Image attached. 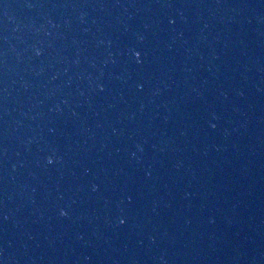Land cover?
<instances>
[{
  "label": "water",
  "instance_id": "95a60500",
  "mask_svg": "<svg viewBox=\"0 0 264 264\" xmlns=\"http://www.w3.org/2000/svg\"><path fill=\"white\" fill-rule=\"evenodd\" d=\"M0 264H264V0H0Z\"/></svg>",
  "mask_w": 264,
  "mask_h": 264
},
{
  "label": "clouds",
  "instance_id": "9594fccd",
  "mask_svg": "<svg viewBox=\"0 0 264 264\" xmlns=\"http://www.w3.org/2000/svg\"><path fill=\"white\" fill-rule=\"evenodd\" d=\"M139 53H140V52H136V56H137V57H139V56H140V54H139ZM49 162H51V157L49 158ZM62 214H65L63 210H62Z\"/></svg>",
  "mask_w": 264,
  "mask_h": 264
},
{
  "label": "snow or ice",
  "instance_id": "6c2138e0",
  "mask_svg": "<svg viewBox=\"0 0 264 264\" xmlns=\"http://www.w3.org/2000/svg\"><path fill=\"white\" fill-rule=\"evenodd\" d=\"M140 54V53H139Z\"/></svg>",
  "mask_w": 264,
  "mask_h": 264
}]
</instances>
